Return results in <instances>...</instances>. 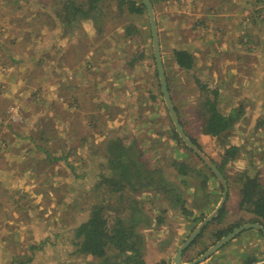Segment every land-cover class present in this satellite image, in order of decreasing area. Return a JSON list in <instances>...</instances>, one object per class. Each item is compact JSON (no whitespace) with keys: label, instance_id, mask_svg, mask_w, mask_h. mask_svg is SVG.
<instances>
[{"label":"rangeland","instance_id":"rangeland-1","mask_svg":"<svg viewBox=\"0 0 264 264\" xmlns=\"http://www.w3.org/2000/svg\"><path fill=\"white\" fill-rule=\"evenodd\" d=\"M62 1L0 0V264H98L74 254L71 226L84 222L94 204L107 216H125L129 196L148 218L137 226L144 264H173L216 208L221 186L170 136L147 13L103 0L68 26L58 18ZM151 2L179 122L214 164L227 161L225 213L184 252L182 262L189 263L218 241L217 232L251 223L238 208L242 172L264 178V0ZM175 50L192 55L190 70L177 66ZM215 92L225 114L243 106L224 139L201 130L204 103ZM113 138L147 150L145 159L178 188L188 215L150 189L107 192L100 175L107 173L104 147ZM229 146L239 148L232 159L225 157ZM174 159L194 172L178 176ZM211 256L200 264H264V237L244 231Z\"/></svg>","mask_w":264,"mask_h":264},{"label":"trees","instance_id":"trees-1","mask_svg":"<svg viewBox=\"0 0 264 264\" xmlns=\"http://www.w3.org/2000/svg\"><path fill=\"white\" fill-rule=\"evenodd\" d=\"M102 1L103 0H88L85 4H79L74 0H63L61 9L58 10V18L61 22L71 26L72 22L78 19L76 18L77 15H80L82 19L88 18L89 11L95 10L96 4ZM117 3L119 8L125 5L128 11L132 13L142 14L146 12V8L141 0H117ZM98 11L100 10H96V15L93 16L94 18L97 17ZM174 56L179 68L185 70H190L192 68L193 57L189 52L185 50H175ZM134 60L135 58H133V61ZM133 61L131 60L127 64L132 65ZM159 92L162 95L161 87ZM214 95L215 97L213 100H206L207 102L204 103L205 124L202 126L201 130L203 134L210 138L224 139L225 134H227L238 121L243 111V106H237L235 111L226 115L216 104L215 99H217V93L215 92ZM174 110L177 113L175 107ZM167 113L169 115L168 110ZM169 119L172 124L170 136L179 146L191 153L192 151L186 147L177 133L170 115ZM181 126L182 128L184 127L182 123ZM183 130L186 133L184 128ZM188 137L197 146V142L190 136ZM37 147L40 148V146ZM238 152L239 148L237 146H229V148L225 150V157L227 159H232ZM146 154L147 150L145 148L143 150L135 141L125 143L118 138L108 139L103 153V159L107 166V173L100 175L101 183L108 185L107 192L110 194L124 193L125 191L136 193L141 190L150 189L155 195H164V199L172 198L173 203L179 205L181 212L188 215L189 212L184 206L185 202L181 198L178 188L164 179L159 167H154L156 162H152L148 158L145 159ZM55 159H57V157H54L52 160ZM226 162V160H223L222 163L216 165L222 174ZM170 166L176 169L178 176L194 172L193 167H189L181 162L179 163L176 159L171 162ZM204 168L208 169L205 165ZM210 174L214 179L213 174ZM207 181L208 179L203 181L204 191L208 188V186H206ZM236 183L240 187L238 208L252 216L248 222L259 223L264 228V178L260 179L258 176H252L245 171L238 177ZM185 184L186 182L182 180L181 185ZM128 200H131V202L123 209L125 216L121 214L107 216L104 212V206L99 204L91 206L88 218L82 223L71 226L72 232L74 233V254L77 256L84 255V257H94L98 260V264H144L142 260L143 238L141 234L138 233L137 226L140 222L147 221L148 218L144 211L138 207L136 199L129 196ZM212 201H215V199ZM215 203H217V201H215ZM224 213L225 204L221 208L218 216L206 225L190 245L204 233V230L210 223L220 221ZM158 221L159 223L162 222L161 219ZM241 225L240 223L235 226H229L227 229L217 232L215 235L216 239L219 240L221 237L231 232L233 228H237ZM258 232L264 237L261 231ZM157 264L165 263L161 261Z\"/></svg>","mask_w":264,"mask_h":264},{"label":"water","instance_id":"water-1","mask_svg":"<svg viewBox=\"0 0 264 264\" xmlns=\"http://www.w3.org/2000/svg\"><path fill=\"white\" fill-rule=\"evenodd\" d=\"M141 1L146 8V13L149 19L155 68H156L157 75L159 78V84L161 87L163 99L166 104V108L169 112L172 123L174 124L177 133L179 134L180 138L182 139L186 147H188L203 162V164L210 170V172L216 178V180L218 181L222 189V196L216 208L213 210V212L209 216L204 218L195 227V229L191 232V234L184 240V242L178 248L172 260L173 264H200L202 261L208 259L212 254L220 250L223 246L228 244L231 240H233L241 232L248 230V229H255V230L261 231L264 234V228L259 223L243 224L237 228H234L231 232H229L225 236L221 237L216 243H214L210 248H208L203 254H201L199 257H197L193 261L189 263L182 262V255L184 251L190 246V244L195 240V238L202 232V230L206 227V225L218 216L221 208L223 207V205L225 204L227 200L228 186H227V182L224 176L219 171L216 164H214L212 160H210L204 153H202L199 150V148L187 137L186 133L184 132L179 122L177 113L174 110V105H173V102H172V99H171V96L168 90L166 78H165L164 67H163V63L161 60L156 20H155V16L153 12V5L150 0H141Z\"/></svg>","mask_w":264,"mask_h":264},{"label":"crops","instance_id":"crops-1","mask_svg":"<svg viewBox=\"0 0 264 264\" xmlns=\"http://www.w3.org/2000/svg\"><path fill=\"white\" fill-rule=\"evenodd\" d=\"M233 89H234V88H233ZM233 91H234V90H233ZM233 91H232V92H233ZM235 92H236V91H235ZM233 93H234V92H233ZM226 115H227V114H226ZM218 253H219V250H218L217 252H215V254L211 256V258L214 259L213 257L216 256ZM211 258H210V259H211ZM211 262H212V260H211ZM263 263H264V262H263ZM219 264H222V263H219Z\"/></svg>","mask_w":264,"mask_h":264},{"label":"bare ground","instance_id":"bare-ground-1","mask_svg":"<svg viewBox=\"0 0 264 264\" xmlns=\"http://www.w3.org/2000/svg\"><path fill=\"white\" fill-rule=\"evenodd\" d=\"M196 71V70H195Z\"/></svg>","mask_w":264,"mask_h":264}]
</instances>
